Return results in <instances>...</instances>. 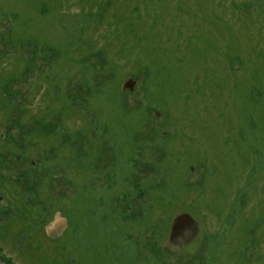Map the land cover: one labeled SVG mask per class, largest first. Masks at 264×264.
Returning a JSON list of instances; mask_svg holds the SVG:
<instances>
[{
	"label": "rangeland",
	"instance_id": "obj_1",
	"mask_svg": "<svg viewBox=\"0 0 264 264\" xmlns=\"http://www.w3.org/2000/svg\"><path fill=\"white\" fill-rule=\"evenodd\" d=\"M32 231L51 264H264V0H0V264Z\"/></svg>",
	"mask_w": 264,
	"mask_h": 264
},
{
	"label": "flooded vegetation",
	"instance_id": "obj_2",
	"mask_svg": "<svg viewBox=\"0 0 264 264\" xmlns=\"http://www.w3.org/2000/svg\"><path fill=\"white\" fill-rule=\"evenodd\" d=\"M175 221H176V219H175ZM174 225H175V223L171 226V231H182V230H184V228L187 226V225H189V224H186V225H183L182 227H179L178 229H175V230H172L173 229V227H174ZM6 232V235H5V239L9 236V232L8 231H5ZM67 231H63V233H62V235H60V236H57V237H55V238H52L55 242H57V240L58 239H61L63 236H64V234L66 233ZM90 232V236L91 237H93V239H94V237H95V235H96V233H93V231H89ZM23 233H20L19 235H18V238L22 235ZM43 234H44V236L47 238V239H49V240H52V239H50V236L48 235V233H47V231H42V236H43ZM40 235V233L39 232H36V231H32V233H31V235L26 239V242H25V245H24V247L26 248V249H20V250H17L18 251V253L20 254V255H23L24 257L26 256L27 258L28 257H30V259H31V261H32V259H34V257L36 258V259H39V258H41V259H43L42 258V253H39L38 251L40 250L39 248L37 249V245H39V247L40 248H42L43 247V245H42V243L41 244H36V242H37V240H38V236ZM16 236V235H15ZM90 237V238H91ZM44 238V237H43ZM106 239V238H105ZM102 241L104 242L105 240L104 239H102L101 241H100V243H102ZM60 242V241H59ZM15 242H14V238H13V244H14ZM3 252V248L2 247H0V253H2ZM98 258V257H97ZM104 262H106L107 264H117V263H113V261H108V260H105L104 258L102 259ZM101 260V261H102ZM98 261H100V259L98 258V259H95V260H92V262L91 263H94V264H97L98 263ZM36 262H38V261H34V263H36ZM40 262V264H43V263H45V264H51L52 262L50 261V262H48L47 261V259H43L42 261H39ZM28 264H30L29 262H27ZM6 264V263H5ZM7 264H13L12 262L11 263H7ZM53 264H56V263H53Z\"/></svg>",
	"mask_w": 264,
	"mask_h": 264
},
{
	"label": "water",
	"instance_id": "obj_3",
	"mask_svg": "<svg viewBox=\"0 0 264 264\" xmlns=\"http://www.w3.org/2000/svg\"><path fill=\"white\" fill-rule=\"evenodd\" d=\"M134 85L135 82L133 79H129L124 85H123V90L129 89V90H134ZM191 221V218L188 214H181L175 221V225L172 230L178 229L179 227H182L183 225L188 224ZM177 231H175L176 233Z\"/></svg>",
	"mask_w": 264,
	"mask_h": 264
},
{
	"label": "trees",
	"instance_id": "obj_4",
	"mask_svg": "<svg viewBox=\"0 0 264 264\" xmlns=\"http://www.w3.org/2000/svg\"><path fill=\"white\" fill-rule=\"evenodd\" d=\"M113 3V2H112ZM114 4V3H113ZM112 5L110 4V6L105 10V12H104V14L107 12V11H109V8L111 7ZM98 11L99 10H97V12H96V14L98 13ZM94 15V14H93ZM94 21L96 22V23H98L100 20L99 19H95V15H94ZM102 22L100 21V24H101ZM120 23V22H119ZM119 26V25H118ZM145 51V49H144V47H143V52ZM7 226V225H6Z\"/></svg>",
	"mask_w": 264,
	"mask_h": 264
}]
</instances>
